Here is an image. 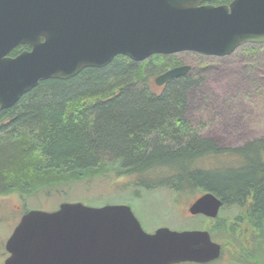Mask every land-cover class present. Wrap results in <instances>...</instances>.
Masks as SVG:
<instances>
[{
	"label": "trees",
	"instance_id": "trees-1",
	"mask_svg": "<svg viewBox=\"0 0 264 264\" xmlns=\"http://www.w3.org/2000/svg\"><path fill=\"white\" fill-rule=\"evenodd\" d=\"M257 46L263 44L242 45L247 53ZM25 49L20 45L10 56ZM184 64L180 53L143 62L118 55L69 79L41 81L0 110V194L65 196L79 184L113 176L146 190L164 187L196 198L212 192L223 201L221 209L238 211L204 217L205 229L223 254L248 263V251L264 232V139L222 148L200 137L186 117L199 81L186 74L157 91L152 78Z\"/></svg>",
	"mask_w": 264,
	"mask_h": 264
},
{
	"label": "water",
	"instance_id": "water-1",
	"mask_svg": "<svg viewBox=\"0 0 264 264\" xmlns=\"http://www.w3.org/2000/svg\"><path fill=\"white\" fill-rule=\"evenodd\" d=\"M211 1L0 0V110L43 80L69 79L118 55L137 62L181 52L222 57L244 44L264 43V0ZM20 45L30 49L10 56ZM191 69L171 68L155 84ZM223 204L205 192L188 212L215 219ZM6 248L11 255L5 264L208 263L222 254L207 229L147 232L128 204L83 202L27 211Z\"/></svg>",
	"mask_w": 264,
	"mask_h": 264
},
{
	"label": "rangeland",
	"instance_id": "rangeland-1",
	"mask_svg": "<svg viewBox=\"0 0 264 264\" xmlns=\"http://www.w3.org/2000/svg\"><path fill=\"white\" fill-rule=\"evenodd\" d=\"M262 44L263 47L257 46L255 52L247 53L240 46L232 54L222 57L195 52L180 53L184 65L192 66L189 75L199 81L190 90L186 117L198 128L200 137L222 148H238L255 139H264ZM155 86L157 91L163 88ZM124 183L127 187L118 189ZM195 198V194H177L164 187L152 190L138 188L126 179L115 176L104 180L95 179L87 187L79 184L71 194L65 196L55 192L50 196L43 194L23 199L19 194H0V264H4L5 243L22 214L27 211L26 205L29 210L52 211L63 202H83L91 206L128 204L147 232H153L161 226L173 230L205 229L204 216H193L188 212ZM237 211L235 206L220 210L222 215H233ZM262 233L263 237H257V245L248 251V263L245 260L238 263L232 261L231 253L225 251L222 258L213 263L184 264H264Z\"/></svg>",
	"mask_w": 264,
	"mask_h": 264
},
{
	"label": "flooded vegetation",
	"instance_id": "flooded-vegetation-1",
	"mask_svg": "<svg viewBox=\"0 0 264 264\" xmlns=\"http://www.w3.org/2000/svg\"><path fill=\"white\" fill-rule=\"evenodd\" d=\"M202 194H200V196H201ZM199 197V196H198ZM27 212V211H26ZM26 212H24V213H26ZM24 213L22 214V216L24 215ZM21 216V217H22ZM21 217H20V219L18 220V222H17V224H16V226L19 224V222H20V220H21ZM16 226H15V228H16ZM14 228V229H15ZM9 239V238H8ZM8 239H7V241H8ZM7 241H6V243H5V250H4V252H3V254L5 255V257H4V264H5V261H6V259L11 255L10 254V252L7 250V248H6V244H7ZM181 264H184V263H181Z\"/></svg>",
	"mask_w": 264,
	"mask_h": 264
},
{
	"label": "bare ground",
	"instance_id": "bare-ground-1",
	"mask_svg": "<svg viewBox=\"0 0 264 264\" xmlns=\"http://www.w3.org/2000/svg\"><path fill=\"white\" fill-rule=\"evenodd\" d=\"M111 61H112V60H111ZM111 61H110V62H111ZM110 62H109V63H110ZM109 63H108V64H109ZM108 64H107V65H108ZM107 65H106V66H107ZM78 74H79V73H78Z\"/></svg>",
	"mask_w": 264,
	"mask_h": 264
}]
</instances>
